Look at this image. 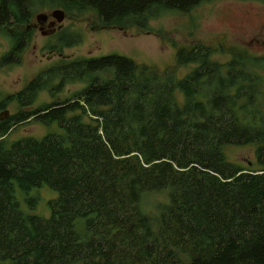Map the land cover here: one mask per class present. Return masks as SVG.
<instances>
[{
  "label": "trees",
  "instance_id": "trees-1",
  "mask_svg": "<svg viewBox=\"0 0 264 264\" xmlns=\"http://www.w3.org/2000/svg\"><path fill=\"white\" fill-rule=\"evenodd\" d=\"M214 1L0 0V30L27 26L44 5L149 30L163 9ZM29 33L10 31L1 67L20 65ZM214 51L179 48L178 66L197 63L182 79L117 54L69 58L11 95L18 110L0 120V264H264V170L225 155L264 146V57L223 65ZM69 83L84 87L60 98ZM44 91L53 101L35 107ZM32 122L59 131L7 142ZM44 187L58 193L47 219L33 212Z\"/></svg>",
  "mask_w": 264,
  "mask_h": 264
},
{
  "label": "rangeland",
  "instance_id": "rangeland-1",
  "mask_svg": "<svg viewBox=\"0 0 264 264\" xmlns=\"http://www.w3.org/2000/svg\"><path fill=\"white\" fill-rule=\"evenodd\" d=\"M56 9L64 10L66 19L58 24L55 34L45 36L34 28L38 24L37 16L42 13L51 15ZM149 23V30L133 25L131 19L108 26L93 9H65L44 5L27 26L0 30V60L12 47V41L7 36L10 31L13 34L30 31L28 47L22 55L20 65L0 66V114L9 111L10 115H14L18 104L13 99L10 101V96L20 92L44 69L69 58L117 54L161 71L175 68L178 78L182 79L197 67V63L178 66L176 54L179 48L210 46L215 49L211 60L223 65H228L238 54L264 57V3L260 1L216 0L190 13L163 9L159 16L150 17ZM83 87L81 83H69L59 97H68ZM178 99L183 102L181 94H178ZM52 101L48 92H41L35 107ZM58 127V124L46 127L36 122L28 123L14 130L7 137V142L25 137L42 138L46 134L59 131ZM262 148L264 146H229L225 148V155L236 166L260 171L264 170V162L259 157ZM32 196L39 201L33 212L42 218H50L49 202L56 199L58 193L44 187L34 190ZM18 198L22 208L29 212L25 198L21 194H18ZM157 199L161 198L155 195L150 197L148 207Z\"/></svg>",
  "mask_w": 264,
  "mask_h": 264
},
{
  "label": "water",
  "instance_id": "water-1",
  "mask_svg": "<svg viewBox=\"0 0 264 264\" xmlns=\"http://www.w3.org/2000/svg\"><path fill=\"white\" fill-rule=\"evenodd\" d=\"M51 16L54 18L53 23L48 24V31H43V29H41L43 32V35L45 36H50L56 33L57 29L55 28L56 24H62L64 22V20L66 19V13L64 10L62 9H56L53 11V13L51 14ZM49 18V15L46 13H42L39 14L37 16V22L40 25H45L47 20ZM10 117V112L9 111H5L3 113L0 114V120H5L7 118Z\"/></svg>",
  "mask_w": 264,
  "mask_h": 264
},
{
  "label": "flooded vegetation",
  "instance_id": "flooded-vegetation-1",
  "mask_svg": "<svg viewBox=\"0 0 264 264\" xmlns=\"http://www.w3.org/2000/svg\"><path fill=\"white\" fill-rule=\"evenodd\" d=\"M49 15V14H48ZM53 21H54V18L51 16V15H49V18H48V20H47V22H46V24L45 25H40L38 22V24H36L35 25V29L36 30H39V31H42L41 29H43V31H48L49 30V28H48V24H50V23H53ZM58 24H56V26H55V28L57 29L58 28Z\"/></svg>",
  "mask_w": 264,
  "mask_h": 264
}]
</instances>
